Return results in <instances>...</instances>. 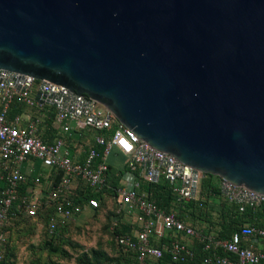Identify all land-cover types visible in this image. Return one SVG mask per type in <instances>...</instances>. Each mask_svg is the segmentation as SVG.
Segmentation results:
<instances>
[{
	"label": "water",
	"instance_id": "1",
	"mask_svg": "<svg viewBox=\"0 0 264 264\" xmlns=\"http://www.w3.org/2000/svg\"><path fill=\"white\" fill-rule=\"evenodd\" d=\"M0 68L86 94L201 175L264 193V0H0Z\"/></svg>",
	"mask_w": 264,
	"mask_h": 264
},
{
	"label": "built area",
	"instance_id": "2",
	"mask_svg": "<svg viewBox=\"0 0 264 264\" xmlns=\"http://www.w3.org/2000/svg\"><path fill=\"white\" fill-rule=\"evenodd\" d=\"M15 105H22V111L11 112ZM47 105L53 107L50 123L46 121L50 117ZM113 154L122 158L124 166L114 188L116 212L134 224L131 232H119L115 240L133 253L134 264L187 262L196 256L195 244L210 252L201 264H264V226L246 222L230 237L216 238L179 217L175 207L160 206L140 188V177L147 181L162 178L173 204L181 205L198 197V170L139 139L92 97L3 68L0 259L8 241L5 227L17 212L32 217L44 214L45 228L52 234L84 210L97 207L96 196L82 197V202L73 196L80 186L93 192L110 187L108 160ZM221 189L229 201L238 203L239 211L245 204L254 207L264 202L263 192L257 194L227 181L222 180Z\"/></svg>",
	"mask_w": 264,
	"mask_h": 264
},
{
	"label": "rangeland",
	"instance_id": "3",
	"mask_svg": "<svg viewBox=\"0 0 264 264\" xmlns=\"http://www.w3.org/2000/svg\"><path fill=\"white\" fill-rule=\"evenodd\" d=\"M120 159L115 158L113 164L122 169ZM207 196V202L217 206V197ZM115 210L113 199L107 197L100 208L84 210L52 235L43 223L26 218L9 232V246L0 264H129L128 254L116 244L120 223ZM121 222L130 224L131 218L123 214Z\"/></svg>",
	"mask_w": 264,
	"mask_h": 264
},
{
	"label": "trees",
	"instance_id": "4",
	"mask_svg": "<svg viewBox=\"0 0 264 264\" xmlns=\"http://www.w3.org/2000/svg\"><path fill=\"white\" fill-rule=\"evenodd\" d=\"M22 109V105H15L14 109L11 112L22 111ZM45 110L50 116L46 119V121L50 123L51 116L53 114V107L47 105L45 106ZM49 132L50 130L46 133L44 132L43 137H47ZM118 157L120 156L113 154L109 157L108 160V181L110 187L100 192H93L87 186H80L76 189V194L73 196L75 201L82 202V197H85L87 195L96 196L99 204L97 207L88 208L89 210H96L100 208L101 205L104 204L107 197H111L114 201V188L118 185L119 177L124 170L122 158L120 159L122 169L117 168L113 164V160ZM38 167L39 164L37 163L36 170L39 169ZM140 181L141 190L147 192L148 196L154 199L160 206L165 207V209L175 207L179 213V217L183 218L186 221H189L195 228L200 229L202 232L214 233L216 238L230 237L232 234L238 231V229L246 222L254 223L259 226H264V202H261L260 204L254 207L245 204L244 210L239 211L238 203L234 201H229L224 196L220 185V177L217 175L208 173L203 174L199 180L198 197L196 199L188 200L183 204L177 206L173 204V196L165 180L159 178L156 181H147L140 177ZM208 193L210 195L214 194V196L217 197L216 200H219L221 202L218 201L217 206H214L213 203L211 204L210 202H207ZM115 215L118 216V218H116V221L120 223L119 228L117 226V229L115 230V235L119 232H131L132 228L134 227L132 221L130 222V224H125V222H121V217L123 214L116 212ZM26 218H31L30 220L33 219L34 221H41V223H43L44 225L43 227L45 231L47 232L44 224L46 220L44 214H39L37 217H32L17 212L15 217L8 224V226L5 227L6 231L8 232V241L10 237L9 232L13 231L14 224L17 225L18 223H22L23 221H26ZM58 230H56L55 232H57ZM52 234L48 233V235ZM8 241L5 245V250L9 246ZM116 244L124 251V253L128 254L129 257L127 258V261L129 262V264H134L133 253L130 250H127L121 245H119L117 242ZM195 248L196 256L193 260L175 264H201L202 259L205 256L209 255L210 252L202 250L201 245L199 244H195ZM218 252L220 253L221 251L218 250ZM4 255L0 259V261L4 259Z\"/></svg>",
	"mask_w": 264,
	"mask_h": 264
},
{
	"label": "crops",
	"instance_id": "5",
	"mask_svg": "<svg viewBox=\"0 0 264 264\" xmlns=\"http://www.w3.org/2000/svg\"><path fill=\"white\" fill-rule=\"evenodd\" d=\"M185 241H187L189 244H192V240L190 238H185Z\"/></svg>",
	"mask_w": 264,
	"mask_h": 264
}]
</instances>
